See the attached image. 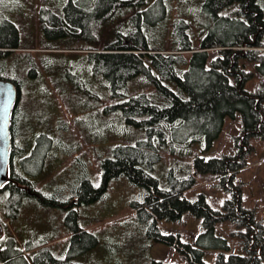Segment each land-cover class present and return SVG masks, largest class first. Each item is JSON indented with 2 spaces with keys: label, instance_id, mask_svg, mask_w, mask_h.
Returning a JSON list of instances; mask_svg holds the SVG:
<instances>
[{
  "label": "trees",
  "instance_id": "trees-1",
  "mask_svg": "<svg viewBox=\"0 0 264 264\" xmlns=\"http://www.w3.org/2000/svg\"><path fill=\"white\" fill-rule=\"evenodd\" d=\"M200 1L197 11L190 15L183 11L170 27H162L173 10L172 0H70L65 15L44 23L53 37L69 40L65 49L45 46L42 52H22L29 61L0 68V79L15 84L20 94L11 121L9 181L0 189V207L5 208L3 217L0 210L4 234L0 264H80L73 261L72 252L56 255L48 244L27 242L21 247L7 223L20 218L27 197L36 193L43 205L69 210L66 224L73 229V243L84 239L85 250L96 247L99 238L81 229L78 207L104 199L109 183L123 176L148 191L145 200L134 202L133 207L153 241L175 247L190 264H208L207 251L216 252V264H264V219L244 206L242 185L236 184L255 151L252 139L264 143V0ZM127 10L136 13L123 21ZM72 12L80 15L72 17ZM161 28V40L168 35L169 47L154 36ZM20 45L18 26L0 12V59L20 49L35 50ZM73 54L86 57L91 75L107 82L111 104L106 109L118 115L116 122L122 127L117 134L124 138L101 162L102 185L95 187L85 179L76 196L63 202L58 194L35 190L27 165L31 155L21 156L30 148L34 132L30 121L40 115L35 98L28 94L38 64L49 66V57ZM48 69L57 79L82 76L71 68ZM257 77L258 85L248 92L247 84ZM25 85L27 95L23 96ZM228 118L241 124L240 134L232 136L235 154L206 158ZM162 164L168 166L167 188L153 173ZM200 175L213 177L229 192L222 209L213 208L205 194L195 201L187 199ZM186 213L203 221V233L192 243H185L180 235L165 234L160 227L163 222L181 221ZM225 221L236 226L231 237L244 255L231 253L229 240L218 235L217 225Z\"/></svg>",
  "mask_w": 264,
  "mask_h": 264
},
{
  "label": "rangeland",
  "instance_id": "rangeland-1",
  "mask_svg": "<svg viewBox=\"0 0 264 264\" xmlns=\"http://www.w3.org/2000/svg\"><path fill=\"white\" fill-rule=\"evenodd\" d=\"M172 1L173 10L162 22V27H170L183 11L188 15L197 11L198 3H201L200 0ZM69 2L70 0H0L3 18L19 28L20 48L35 49H20L5 59H0V68L6 64L12 66L29 61L30 57L22 52H42L40 49L45 46L65 49L69 40L53 37L44 23L49 24V20L54 22L56 15H65ZM153 5L160 10L155 2ZM135 13L132 10L125 11L122 20L127 21ZM71 15L77 17L80 14L72 12ZM156 17V14L152 16L153 19ZM141 23L145 24L144 17ZM163 31L164 28H161L154 36L169 47L166 41L168 35L165 40H161ZM49 60V66L38 64L36 77L31 80L32 87L27 90L35 98V111L40 115L34 116L30 121L34 132L28 141L30 148L21 158L31 155L27 160L32 171L29 178L34 182L38 193L49 196L58 194L61 201L70 202L83 180L89 179L95 187L102 185L101 162L109 156V149L114 148L120 141L118 139L124 138V135L117 134L118 127H122L120 122H116L118 115L115 116V111L106 109V105L111 104L106 89L107 82L91 75L86 57L73 54L51 56ZM48 67L80 70L82 76H59L57 79L52 76ZM259 79L257 77L249 82L246 90L253 92ZM22 90L23 96H26V85ZM240 128L239 119L228 118L222 135L205 157L234 155L232 136H238ZM38 136L43 137L41 141H38ZM251 144L255 151L248 157L250 165L237 175L236 184L242 185L244 206L254 209L258 219H264V143L261 139L253 138ZM37 147L39 149L33 156ZM166 161L169 166V160ZM167 164L160 165L153 172L163 188L168 186L165 171ZM147 193V189L132 184L128 177L123 176L109 183L104 199L78 207L81 229L99 238V244L88 250L84 249L87 246L84 239L75 243L71 240L74 232L66 224L69 210L43 205L36 193L27 197L20 218L10 221L7 226L21 247H25L27 242H31L30 246L48 244L56 255L62 252L63 256L72 252L73 261L80 264H190L175 247L157 243L148 237L147 227L133 207L134 202H143ZM199 194H205L208 203L218 210L222 209L229 197V192L221 189L217 181L208 175L198 176L197 186L187 193V199L195 201ZM0 210L3 217V204ZM202 224L201 218L186 213L181 221L163 222L160 227L165 234H177L185 243H192L203 233ZM236 229L229 221L217 225L218 235L229 240L231 253L244 255L235 238L231 237ZM0 237H4L2 229ZM204 260L208 264H216V252L207 251Z\"/></svg>",
  "mask_w": 264,
  "mask_h": 264
},
{
  "label": "water",
  "instance_id": "water-1",
  "mask_svg": "<svg viewBox=\"0 0 264 264\" xmlns=\"http://www.w3.org/2000/svg\"><path fill=\"white\" fill-rule=\"evenodd\" d=\"M19 98L17 86L10 81L0 79V189L9 181L13 141L11 121Z\"/></svg>",
  "mask_w": 264,
  "mask_h": 264
}]
</instances>
